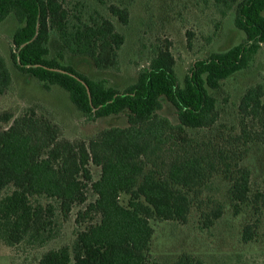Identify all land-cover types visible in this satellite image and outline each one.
I'll return each instance as SVG.
<instances>
[{"label":"trees","instance_id":"obj_1","mask_svg":"<svg viewBox=\"0 0 264 264\" xmlns=\"http://www.w3.org/2000/svg\"><path fill=\"white\" fill-rule=\"evenodd\" d=\"M66 2L0 0V24L11 16L19 24L12 38L15 67L47 90L58 86L66 91L83 116L99 119L126 112L128 125L102 130L87 143L63 138L57 125L40 119L33 109L16 119L10 113L0 116L9 124L0 132V243L44 248L61 235V215L86 204L90 189L97 198L76 222L92 214L100 220L80 231L71 246L43 254L38 264H160L151 260V220L187 223L193 204L218 177L230 183L235 215L246 205L264 214V190L252 191L244 154L210 142L205 148L191 147L186 137L187 129L217 124L220 113L210 91L247 69L264 45V0H214L222 16L234 13L235 27L244 33V40L196 60L183 85L174 55L169 48H160L124 91L49 58L48 44L55 32L72 55L88 57L98 70L120 68L119 52L126 38L114 22L96 10L85 21L87 13L75 7V14ZM108 10L122 25L129 24L128 7L110 5ZM12 83L0 54V95ZM163 101L175 108L177 125L160 115ZM239 114L242 131L234 142L264 144V76L241 97ZM172 142L179 149L170 150V160L161 169L157 161ZM92 164L101 169L98 180L93 178ZM121 194L129 196L128 206L121 204ZM207 204L210 209L202 215L204 226L210 228L222 218L224 205L212 199ZM254 228L244 229L245 243L254 240ZM175 264L204 263L183 255Z\"/></svg>","mask_w":264,"mask_h":264},{"label":"rangeland","instance_id":"obj_2","mask_svg":"<svg viewBox=\"0 0 264 264\" xmlns=\"http://www.w3.org/2000/svg\"><path fill=\"white\" fill-rule=\"evenodd\" d=\"M66 5L75 14V7L87 13L85 21L96 10L114 22L118 32L126 38L119 52L120 68L117 71L98 70L88 57L72 55L55 32L51 33L48 44L49 58L74 67L90 79L104 80L107 86L120 91L136 82L139 71L148 65L154 52L160 48H169L174 55L177 76L183 85L196 60L229 50L245 38L244 33L235 27L234 13L222 16L214 0H103V3L95 0H67ZM110 5L129 8L130 22L127 26L110 14ZM18 27L14 16L0 24V54L6 59L13 79L11 87L0 95V116L10 113L16 119L33 109L40 119L57 125L63 138L75 142L88 143L102 130L127 127L126 112L99 119L85 117L71 102L66 91L58 86L47 90L37 79L19 71L11 58L12 38ZM263 76L264 45L247 69L225 80L218 90L210 91L217 99L220 113L217 124L210 129L186 130L191 147L205 148L204 144L210 142L212 146L244 154L243 165L251 170L253 192L264 190V144L250 142L241 146L233 138L242 131L239 114L241 97L249 88L262 82ZM159 113L174 125L178 124L177 112L167 101H163ZM8 126L0 121V132ZM178 149L177 142L169 144L157 165L164 169L170 160V150ZM90 168L94 180H98L101 169L93 164ZM229 189L227 179L214 178L209 189L200 196L199 207V202L193 204L185 224L151 220L154 228L151 260L160 264H175L183 255H188L204 264H264V214H256L246 205L242 206L239 215H235ZM96 198L90 189L86 204L75 206L68 215H61V235L44 248L33 249L24 245L13 248L0 243V264H38L46 252L71 246L80 231L100 220L99 216L92 214L88 218H81V223L76 222L79 213L85 211ZM210 199L224 205V214L214 226L206 228L202 213L209 211L207 201ZM120 202L128 206L129 196L121 194ZM247 225L255 227V238L249 243L243 241Z\"/></svg>","mask_w":264,"mask_h":264}]
</instances>
